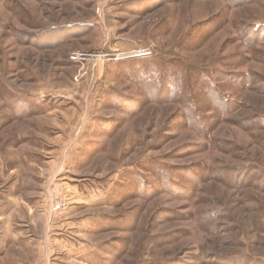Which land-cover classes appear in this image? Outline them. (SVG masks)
Masks as SVG:
<instances>
[{
	"label": "rangeland",
	"instance_id": "374dc122",
	"mask_svg": "<svg viewBox=\"0 0 264 264\" xmlns=\"http://www.w3.org/2000/svg\"><path fill=\"white\" fill-rule=\"evenodd\" d=\"M0 264H264V0H0Z\"/></svg>",
	"mask_w": 264,
	"mask_h": 264
}]
</instances>
